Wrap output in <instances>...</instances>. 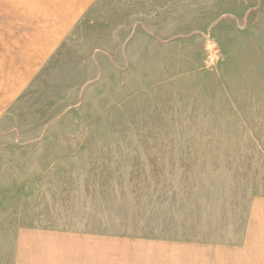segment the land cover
<instances>
[{"label":"rangeland","instance_id":"obj_1","mask_svg":"<svg viewBox=\"0 0 264 264\" xmlns=\"http://www.w3.org/2000/svg\"><path fill=\"white\" fill-rule=\"evenodd\" d=\"M66 3L0 0V264L23 219L181 264L207 213L264 194V0H87L15 92Z\"/></svg>","mask_w":264,"mask_h":264},{"label":"crops","instance_id":"obj_2","mask_svg":"<svg viewBox=\"0 0 264 264\" xmlns=\"http://www.w3.org/2000/svg\"><path fill=\"white\" fill-rule=\"evenodd\" d=\"M86 1L67 0L66 9L60 17L53 19L57 24L49 23L42 39L29 44L30 55L23 62L26 72L19 80L18 87H15V92L24 85L37 63L49 54L63 26ZM26 193L27 196H22L19 201L12 198L13 191L7 188L6 205L9 212L13 214L14 208L20 214H46V211H50L42 200L33 204L28 199L29 192ZM60 210L53 208V214ZM207 214L220 215L218 219L208 220L205 227L202 224L199 226L198 241L181 243V264H264V194H253L243 198L240 203L232 202L228 212L215 209ZM108 245V239L95 236L92 228H61L33 224L23 219L13 228L12 256L8 264H125L123 260L95 258V251L108 256ZM166 247L159 246L162 250Z\"/></svg>","mask_w":264,"mask_h":264}]
</instances>
